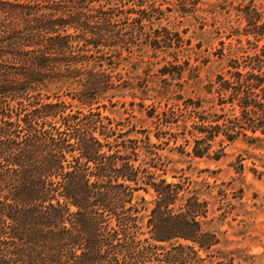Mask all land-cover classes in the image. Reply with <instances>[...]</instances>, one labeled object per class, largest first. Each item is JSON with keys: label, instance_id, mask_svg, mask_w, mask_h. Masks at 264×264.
Masks as SVG:
<instances>
[{"label": "trees", "instance_id": "obj_1", "mask_svg": "<svg viewBox=\"0 0 264 264\" xmlns=\"http://www.w3.org/2000/svg\"><path fill=\"white\" fill-rule=\"evenodd\" d=\"M45 6L0 0V264H182L177 251L195 246L174 239L209 248L198 219L204 203L192 196L176 210L181 186L146 179L137 140L119 141L124 135L98 110L100 94L117 86L100 47L112 19L88 0ZM231 65L216 90L219 104L239 113L216 124L203 117L199 131L264 134V49ZM58 82L77 84L81 109L44 95ZM140 182L156 193L144 239L133 203L135 190L146 189ZM151 240L171 248L160 257Z\"/></svg>", "mask_w": 264, "mask_h": 264}, {"label": "rangeland", "instance_id": "obj_2", "mask_svg": "<svg viewBox=\"0 0 264 264\" xmlns=\"http://www.w3.org/2000/svg\"><path fill=\"white\" fill-rule=\"evenodd\" d=\"M20 1L42 11L45 5L66 2ZM88 2L103 6L102 15L114 24L100 40L103 52L108 51L103 62L117 85L100 94L104 123L115 135H124L119 141L137 140L136 164L146 170V179L153 175L158 182L181 186L176 210L188 197L204 203L198 219L206 239L214 242L200 248L174 239L195 246L177 251L186 258L182 264H264V134L247 130L231 139L224 132L213 137L199 131L203 117L216 124L224 121L219 118L223 113L226 118L239 113L231 103L219 104L217 81L219 75L231 77L236 59L264 49V0ZM92 19L100 25L97 17ZM75 87L58 82L42 91L51 100L59 95L68 111H76L82 107L73 98ZM140 184L146 189L135 190L133 203L140 209L137 236L144 239L150 236L148 218L156 193ZM150 242L160 257L171 248L170 243Z\"/></svg>", "mask_w": 264, "mask_h": 264}]
</instances>
